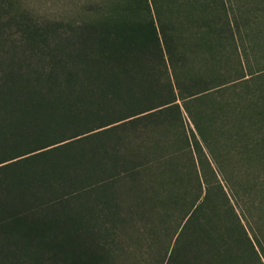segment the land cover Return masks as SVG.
Wrapping results in <instances>:
<instances>
[{
    "label": "trees",
    "instance_id": "1",
    "mask_svg": "<svg viewBox=\"0 0 264 264\" xmlns=\"http://www.w3.org/2000/svg\"><path fill=\"white\" fill-rule=\"evenodd\" d=\"M79 2L0 0V264H264V0Z\"/></svg>",
    "mask_w": 264,
    "mask_h": 264
},
{
    "label": "rangeland",
    "instance_id": "2",
    "mask_svg": "<svg viewBox=\"0 0 264 264\" xmlns=\"http://www.w3.org/2000/svg\"><path fill=\"white\" fill-rule=\"evenodd\" d=\"M6 1V0H5ZM15 7L26 8L36 18L60 17L69 11H75L79 6V0H8ZM243 1V0H242ZM261 176V169H257Z\"/></svg>",
    "mask_w": 264,
    "mask_h": 264
}]
</instances>
